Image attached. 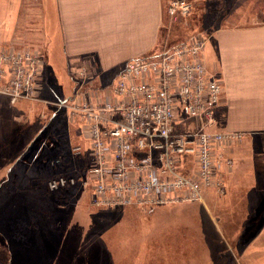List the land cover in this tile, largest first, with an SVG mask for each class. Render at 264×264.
Masks as SVG:
<instances>
[{
	"label": "rangeland",
	"instance_id": "1",
	"mask_svg": "<svg viewBox=\"0 0 264 264\" xmlns=\"http://www.w3.org/2000/svg\"><path fill=\"white\" fill-rule=\"evenodd\" d=\"M192 1L193 9L187 17L173 19L165 12V30L169 33L166 45L157 44L147 57H155L172 44L196 35H202L207 46L206 36L215 28L260 21V0ZM35 11L40 21L43 16L40 0H24L19 28L22 42L44 57L41 77L44 96L64 101L75 91L76 72L62 62V49L56 38L50 36L49 42L42 46V41L38 43L26 35L30 25L35 24L29 23L28 15ZM37 28L43 32L40 23ZM47 43L55 47L53 55ZM118 70L103 72L100 67L92 70L96 85L115 83L123 69ZM50 106L43 102L13 104L5 97L0 98V135L5 121L15 122L12 135L7 139L0 137V264H206L205 257L211 256L199 245L200 238L205 236L214 247L213 256H225L213 264L241 261V237L228 240L235 246L233 249L218 237L217 228L210 229L215 227L212 226L215 219L220 225L239 223L227 212L217 214L214 205L222 197L215 190L203 191L204 203L194 200L149 208H107L96 206L89 190L50 189L51 178L81 173L88 164L87 150L75 155L69 146L82 125L68 124L67 120L65 123L63 115ZM187 120L194 128L196 117ZM22 141L28 147L23 157L18 153ZM250 147L246 155L255 165L263 159L264 138ZM228 235L227 231L222 232L223 237Z\"/></svg>",
	"mask_w": 264,
	"mask_h": 264
},
{
	"label": "built area",
	"instance_id": "2",
	"mask_svg": "<svg viewBox=\"0 0 264 264\" xmlns=\"http://www.w3.org/2000/svg\"><path fill=\"white\" fill-rule=\"evenodd\" d=\"M193 4L169 0L167 13L187 17ZM205 42L196 35L155 57H134L107 85H96L83 63L75 91L64 101L44 96L45 61L38 50L0 46V94L13 104L61 107L68 124L82 125L69 146L75 155L87 150V166L51 178L49 188L89 190L93 203L107 208L204 201L206 189L223 193L224 172L233 168L235 145L244 134L215 128L223 86L203 61Z\"/></svg>",
	"mask_w": 264,
	"mask_h": 264
},
{
	"label": "crops",
	"instance_id": "3",
	"mask_svg": "<svg viewBox=\"0 0 264 264\" xmlns=\"http://www.w3.org/2000/svg\"><path fill=\"white\" fill-rule=\"evenodd\" d=\"M165 1L40 0L43 16L37 21V11L30 13L28 21L35 24L30 23V31L25 33L38 43L42 41V46L50 36L56 38L62 49L61 60L73 72L83 63L89 64L91 70L100 67L103 72L117 71L124 69L130 59L147 56L157 44L166 45L169 33L165 30V12L169 0ZM23 5L24 0H0V46L28 47L19 29ZM39 23L43 32L37 28ZM206 37L203 61L223 86L216 127L244 134L235 145L233 168L224 172L225 190L217 192L222 201L214 205L218 215L227 212L239 223L220 225L214 218L215 227L210 229L217 228L218 237L231 245L230 241L241 237V261L237 258L229 264H264V155L255 165L246 155L252 143L264 138V21L224 25ZM36 41L33 42L38 45ZM47 47L51 54L55 51L48 43ZM223 231L229 233L228 237L222 236ZM199 242L211 256L205 257L206 264L224 259V255L213 256L214 247L208 244L207 236Z\"/></svg>",
	"mask_w": 264,
	"mask_h": 264
},
{
	"label": "trees",
	"instance_id": "4",
	"mask_svg": "<svg viewBox=\"0 0 264 264\" xmlns=\"http://www.w3.org/2000/svg\"><path fill=\"white\" fill-rule=\"evenodd\" d=\"M259 3L260 4L258 5V15H259L260 21H264V0H260ZM18 103H20V102H18ZM50 108H55V110H57L58 114L61 113L63 115V117H61V119H63V121L65 119V123H66V113H65V110L63 108L55 106V105H51ZM14 129H15V122L9 123L8 121H5V127L3 130H1L0 137L3 136V138L5 137L7 139L8 137H10L12 135ZM19 142H21V141H19ZM32 144H33V146L35 145L34 142ZM18 149H19L18 153H20V156L23 157V156H25L26 150L28 149V147L27 146L25 147L24 141H22V144L19 145ZM67 188L74 189V190L80 189L79 187H67ZM63 189H66V188H63ZM59 190H62V189H59Z\"/></svg>",
	"mask_w": 264,
	"mask_h": 264
}]
</instances>
